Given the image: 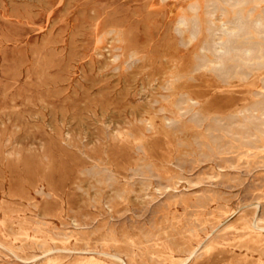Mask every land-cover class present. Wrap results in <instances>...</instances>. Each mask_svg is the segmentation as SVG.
I'll return each mask as SVG.
<instances>
[{"label":"rangeland","instance_id":"374dc122","mask_svg":"<svg viewBox=\"0 0 264 264\" xmlns=\"http://www.w3.org/2000/svg\"><path fill=\"white\" fill-rule=\"evenodd\" d=\"M263 9L0 0V264H264V57L194 56Z\"/></svg>","mask_w":264,"mask_h":264},{"label":"bare ground","instance_id":"6f19581e","mask_svg":"<svg viewBox=\"0 0 264 264\" xmlns=\"http://www.w3.org/2000/svg\"><path fill=\"white\" fill-rule=\"evenodd\" d=\"M231 1V0H230ZM234 1V0H233ZM236 3V2H235ZM235 5V4H234ZM253 9V8H252ZM213 10V9H212ZM230 10V8H229ZM250 10V9H249ZM214 11V10H213ZM264 11V9H263ZM215 12V11H214ZM213 12V13H214ZM263 13V12H262ZM238 14V12H237ZM210 15V14H209ZM213 15V14H212ZM180 16V15H179ZM213 17V16H212ZM246 17V16H245ZM240 18V16L238 17ZM258 18V17H257ZM236 19V18H235ZM201 22V21H200ZM224 26V25H222ZM226 26V25H225ZM230 27V26H229ZM234 32H231L229 30L223 31L222 36L219 38V40L211 47L212 52L209 51V48L205 47V45L200 46L197 50L196 59H198L200 62H204L205 58L207 60L213 59V61H217L218 64H221L224 59L226 60H233L237 63L238 66H245V67H252V66H259L261 67L263 65L261 59L264 57V48H261V45L258 41L256 43L250 42V36L254 33L258 35L259 41L264 42V25L261 23L260 20L253 21L252 23L248 24L240 19H238L235 23ZM175 32L180 34H186L184 39H188V42L190 44H193L194 42L198 41L200 37H204L205 33L208 32L207 28H204L203 25L197 23V22H191L188 24V21L184 17H180L176 21V28L174 29ZM218 34V33H217ZM208 35V34H207ZM220 35V34H218ZM207 37V36H206ZM204 37V38H206ZM243 38L245 40L244 44L241 43L239 40ZM207 41V39H206ZM239 41V42H238ZM264 47V43L262 45ZM234 52H240L241 55H234L232 56V53ZM193 56V55H192ZM216 63V62H215ZM222 67V65H220ZM215 68V67H214ZM222 69V68H221ZM224 70V69H223ZM214 71V69H213ZM221 72V71H219ZM225 72V71H224ZM208 73V72H207ZM218 73V72H217ZM222 73V72H221ZM219 74V73H218ZM220 75V74H219ZM260 78V77H259ZM190 80V79H189ZM176 81V80H175ZM242 83V82H241ZM260 90V89H259ZM258 90V91H259ZM262 90V89H261ZM263 91V90H262ZM261 93L264 94V91ZM185 94V93H184ZM183 95V94H182ZM168 127V126H167ZM256 135V134H255ZM254 139V138H253ZM252 153V152H251ZM106 179V178H105ZM9 219V218H8ZM246 219V218H245ZM6 221L7 218H6ZM6 221H2L1 225L5 228ZM244 223V222H243ZM254 223V222H252ZM244 226V225H243ZM1 227L2 229H4ZM247 227V226H246ZM245 227V228H246ZM0 228V229H1ZM252 229V228H251ZM256 229V228H254ZM262 230V229H261ZM241 231V230H240ZM257 231V230H256ZM26 232V231H25ZM250 232V231H248ZM3 233V232H2ZM251 233H255L258 238L259 234L251 230ZM249 234V233H248ZM247 234V235H248ZM24 235V234H23ZM27 235V233H26ZM39 235V234H38ZM28 236V235H27ZM246 236V235H245ZM252 236L251 234L249 237ZM247 237V236H246ZM256 238V236H254ZM34 238H36L34 236ZM39 238V237H38ZM42 238V236H41ZM45 238V237H44ZM252 238V237H251ZM15 239V238H14ZM49 239V238H48ZM52 239V238H51ZM155 239V238H154ZM247 239V238H246ZM257 239V238H256ZM254 239V240H256ZM17 240V239H16ZM35 240V239H34ZM39 240V239H36ZM41 240V239H40ZM44 240V239H43ZM107 240V239H106ZM244 240V239H243ZM253 240V239H252ZM251 240V241H252ZM258 240V239H257ZM260 240V239H259ZM25 241V240H24ZM32 241V240H31ZM260 240L259 242H261ZM46 242V241H45ZM240 242V241H239ZM254 242V241H253ZM38 243V242H37ZM109 243V242H108ZM36 245V244H35ZM262 245V244H261ZM227 247V246H225ZM252 249V247L250 248ZM207 251V250H206ZM194 253V252H193ZM195 256V255H194ZM111 258V257H110ZM56 259V258H55ZM113 259V258H112ZM181 259V258H180ZM183 259V258H182ZM86 260V259H85ZM175 260V259H174ZM179 260V259H178ZM53 261V260H52ZM87 261V260H86ZM89 263L99 262L97 260H94L93 257L89 258ZM49 262V261H48ZM51 262V261H50ZM49 262V263H50ZM120 262V261H119ZM52 263V262H51ZM50 263V264H51ZM54 263V262H53ZM86 263V262H85ZM100 264V263H99Z\"/></svg>","mask_w":264,"mask_h":264}]
</instances>
